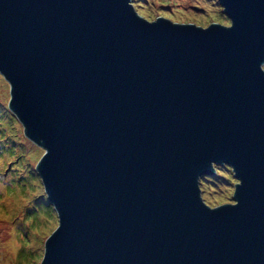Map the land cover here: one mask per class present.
<instances>
[{"label": "water", "instance_id": "95a60500", "mask_svg": "<svg viewBox=\"0 0 264 264\" xmlns=\"http://www.w3.org/2000/svg\"><path fill=\"white\" fill-rule=\"evenodd\" d=\"M218 2L230 24L0 0L8 106L58 216L40 264H264V0ZM220 165L233 201L209 203Z\"/></svg>", "mask_w": 264, "mask_h": 264}, {"label": "rangeland", "instance_id": "374dc122", "mask_svg": "<svg viewBox=\"0 0 264 264\" xmlns=\"http://www.w3.org/2000/svg\"><path fill=\"white\" fill-rule=\"evenodd\" d=\"M143 16L172 14V20L230 24L218 0H136ZM202 8V9H201ZM10 86L0 73V261L40 264L45 241L58 226L36 165L44 149L25 135L9 109ZM219 174L202 178V194L209 203L233 201L238 181L232 169L220 165Z\"/></svg>", "mask_w": 264, "mask_h": 264}, {"label": "trees", "instance_id": "16d2710c", "mask_svg": "<svg viewBox=\"0 0 264 264\" xmlns=\"http://www.w3.org/2000/svg\"><path fill=\"white\" fill-rule=\"evenodd\" d=\"M222 166H223V165H222ZM224 166H226V168H227V167L229 168L228 165H224ZM219 167H220V166H216L217 169H219ZM217 172H219V171L217 170ZM217 172L215 173V174H216L215 176H214V174H213L214 177H217V176L219 175V174H217ZM213 176H210V178H213ZM51 206L53 207L52 204H51ZM53 208H54V207H53Z\"/></svg>", "mask_w": 264, "mask_h": 264}, {"label": "clouds", "instance_id": "9594fccd", "mask_svg": "<svg viewBox=\"0 0 264 264\" xmlns=\"http://www.w3.org/2000/svg\"><path fill=\"white\" fill-rule=\"evenodd\" d=\"M3 218H5L3 215V209H0V219H3ZM0 264H4V262L0 261Z\"/></svg>", "mask_w": 264, "mask_h": 264}]
</instances>
